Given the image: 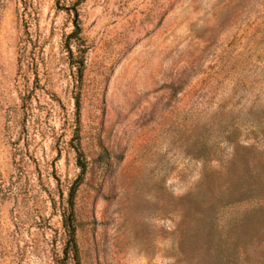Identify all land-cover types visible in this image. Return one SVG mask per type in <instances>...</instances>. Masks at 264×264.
<instances>
[{"label":"rangeland","instance_id":"374dc122","mask_svg":"<svg viewBox=\"0 0 264 264\" xmlns=\"http://www.w3.org/2000/svg\"><path fill=\"white\" fill-rule=\"evenodd\" d=\"M78 92L81 264H264V0H0V264L61 255Z\"/></svg>","mask_w":264,"mask_h":264},{"label":"trees","instance_id":"16d2710c","mask_svg":"<svg viewBox=\"0 0 264 264\" xmlns=\"http://www.w3.org/2000/svg\"><path fill=\"white\" fill-rule=\"evenodd\" d=\"M74 10L73 30L66 37L65 48L68 55L69 63L76 70L77 81L81 82L85 69V48L81 42V27L78 22L77 12ZM80 94L75 96V130L71 140V147L74 150L76 157V165L79 173L71 183L67 198L66 209L62 216V228L64 230L65 241L63 244L61 255L56 258L55 264H81L79 246L76 239L77 224L75 218V198L76 194L82 185L86 173V160L80 148L79 135V118H80ZM244 197L261 201L248 208L243 214L240 224H251L263 221L264 218V178L252 177V182L245 189ZM243 196L241 199H245Z\"/></svg>","mask_w":264,"mask_h":264}]
</instances>
